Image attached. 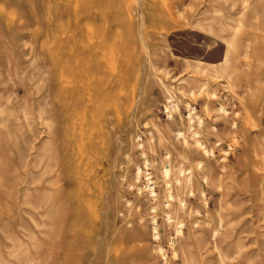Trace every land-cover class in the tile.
<instances>
[{"label":"rangeland","instance_id":"374dc122","mask_svg":"<svg viewBox=\"0 0 264 264\" xmlns=\"http://www.w3.org/2000/svg\"><path fill=\"white\" fill-rule=\"evenodd\" d=\"M116 1L0 0V264H264V0Z\"/></svg>","mask_w":264,"mask_h":264},{"label":"bare ground","instance_id":"6f19581e","mask_svg":"<svg viewBox=\"0 0 264 264\" xmlns=\"http://www.w3.org/2000/svg\"><path fill=\"white\" fill-rule=\"evenodd\" d=\"M163 2H165V1H163ZM115 6L117 8L116 10H119V13H116L117 14L116 18H117V22H118V20L121 19V15H124V13H126L125 0H117L116 3H115ZM167 9H169V7H167ZM120 11H122L123 14L120 13ZM165 173H167V171H165Z\"/></svg>","mask_w":264,"mask_h":264},{"label":"built area","instance_id":"2783aa9c","mask_svg":"<svg viewBox=\"0 0 264 264\" xmlns=\"http://www.w3.org/2000/svg\"><path fill=\"white\" fill-rule=\"evenodd\" d=\"M121 182L123 183V184H125L126 185V187H128V189L130 190V191H132L133 190V185L131 186L130 184H128L127 183V181H126V178L125 177H122L121 178ZM148 182V181H147Z\"/></svg>","mask_w":264,"mask_h":264}]
</instances>
